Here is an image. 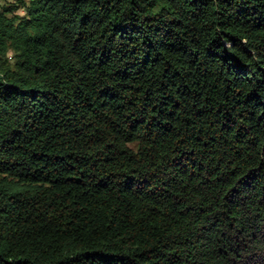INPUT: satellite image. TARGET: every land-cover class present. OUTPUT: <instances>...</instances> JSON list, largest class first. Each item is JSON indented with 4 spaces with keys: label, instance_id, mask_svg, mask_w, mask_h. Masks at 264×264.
<instances>
[{
    "label": "trees",
    "instance_id": "1",
    "mask_svg": "<svg viewBox=\"0 0 264 264\" xmlns=\"http://www.w3.org/2000/svg\"><path fill=\"white\" fill-rule=\"evenodd\" d=\"M0 1V264H264V0Z\"/></svg>",
    "mask_w": 264,
    "mask_h": 264
},
{
    "label": "rangeland",
    "instance_id": "2",
    "mask_svg": "<svg viewBox=\"0 0 264 264\" xmlns=\"http://www.w3.org/2000/svg\"><path fill=\"white\" fill-rule=\"evenodd\" d=\"M8 1L12 2L13 0H8ZM1 3H2V2L0 1V4H1ZM17 12H18V13H22V10H21V9H18Z\"/></svg>",
    "mask_w": 264,
    "mask_h": 264
}]
</instances>
